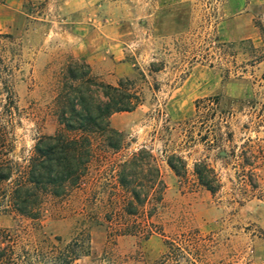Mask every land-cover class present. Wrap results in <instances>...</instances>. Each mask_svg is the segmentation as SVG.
I'll return each instance as SVG.
<instances>
[{"label": "rangeland", "instance_id": "rangeland-1", "mask_svg": "<svg viewBox=\"0 0 264 264\" xmlns=\"http://www.w3.org/2000/svg\"><path fill=\"white\" fill-rule=\"evenodd\" d=\"M143 1L145 11L126 20L129 69L122 75L113 66L90 69L113 85L134 80L142 93L137 110L111 118L125 134L124 148L114 153L94 141L93 184L70 197L48 198L40 233L63 247L88 239V255L71 264H264V0ZM69 34L43 0L25 5L15 31L0 25V153L18 173L36 140L61 128L57 110L79 85L67 78L69 67L87 64L73 53ZM152 63L163 70L150 73ZM208 98L220 103L213 120L197 110ZM140 150L155 156L167 187L154 218L163 232L148 239L117 230L135 219L122 211L126 194L116 164ZM173 154L186 162L182 177L166 162ZM196 162L216 173V193L199 183ZM17 225L33 223L1 195L0 228ZM54 263L44 258L38 264Z\"/></svg>", "mask_w": 264, "mask_h": 264}, {"label": "trees", "instance_id": "trees-1", "mask_svg": "<svg viewBox=\"0 0 264 264\" xmlns=\"http://www.w3.org/2000/svg\"><path fill=\"white\" fill-rule=\"evenodd\" d=\"M82 66L87 70L82 72ZM82 66L77 62L67 71V78L79 85L73 88L65 106L57 110L60 130L36 140L24 171L18 173L13 165L5 164L0 153V196L7 197L13 210L33 223L31 228L23 225L0 228V264H38L44 258L60 264L57 262L60 256L64 258L62 263L71 264L89 253L88 239H74L63 247L61 243L53 245L49 237L40 233L44 206L50 197H70L93 184L90 167L99 158L94 141L100 139L107 150L121 152L125 134L111 126V118L115 114L134 112L144 99L134 80L126 78L113 85L92 75L90 65L82 63ZM156 66L152 63L149 72L163 70ZM219 106L218 99L208 98L198 103L197 110L207 120H213ZM208 136L209 133L203 137L205 141ZM1 146L0 140V152ZM166 162L177 176L186 174L182 157L173 154ZM116 170L118 183L126 194L122 211L127 218L135 219L118 225L117 230L122 235L144 239L162 234L154 218L167 187L155 156L147 150L134 152L116 164ZM194 174L209 192L214 194L220 189L216 173L206 162H196ZM8 182L11 186L6 191L3 185ZM45 244L51 245V249L44 251ZM170 245L177 247L175 242Z\"/></svg>", "mask_w": 264, "mask_h": 264}, {"label": "crops", "instance_id": "crops-1", "mask_svg": "<svg viewBox=\"0 0 264 264\" xmlns=\"http://www.w3.org/2000/svg\"><path fill=\"white\" fill-rule=\"evenodd\" d=\"M31 0H2L0 25L15 31L25 5ZM56 8L61 22L68 25L73 53L94 67L113 66L116 72L129 69L125 37L129 15L142 13L148 4L139 0H43ZM139 2V3H138ZM128 46V45H127ZM127 75V73H126Z\"/></svg>", "mask_w": 264, "mask_h": 264}]
</instances>
